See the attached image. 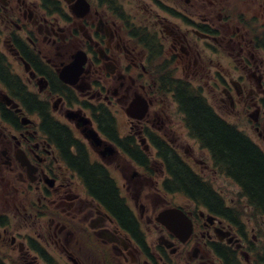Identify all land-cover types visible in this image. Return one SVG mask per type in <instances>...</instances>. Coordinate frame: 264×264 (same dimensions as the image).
Instances as JSON below:
<instances>
[{
    "label": "flooded vegetation",
    "instance_id": "flooded-vegetation-1",
    "mask_svg": "<svg viewBox=\"0 0 264 264\" xmlns=\"http://www.w3.org/2000/svg\"><path fill=\"white\" fill-rule=\"evenodd\" d=\"M263 20L264 0H0V264H264V223L253 242L175 100L218 90L264 141ZM177 161L217 199L178 189ZM173 207L190 233L156 220Z\"/></svg>",
    "mask_w": 264,
    "mask_h": 264
},
{
    "label": "trees",
    "instance_id": "trees-1",
    "mask_svg": "<svg viewBox=\"0 0 264 264\" xmlns=\"http://www.w3.org/2000/svg\"><path fill=\"white\" fill-rule=\"evenodd\" d=\"M256 41L264 50V31L256 37ZM176 90L179 108L193 137L208 149L214 165L239 186L252 216L264 219V153L235 127L222 121L199 94L189 92L187 87L180 85ZM171 169L175 186L194 200L201 203L202 200L206 202L216 198L210 186L200 182L180 162L177 161ZM87 178L91 189L107 204L114 205L119 214L126 213L105 179L91 169Z\"/></svg>",
    "mask_w": 264,
    "mask_h": 264
},
{
    "label": "rangeland",
    "instance_id": "rangeland-1",
    "mask_svg": "<svg viewBox=\"0 0 264 264\" xmlns=\"http://www.w3.org/2000/svg\"><path fill=\"white\" fill-rule=\"evenodd\" d=\"M256 12H257L256 7H254V6H247L245 4L242 5V4H239V3L236 5V8L234 10V14L235 15H239V14H243V15L248 14V15H251V14H255ZM262 24H263L262 30L264 31V20L262 21ZM262 30H260V31H262ZM199 85L200 86H203L201 83ZM202 92H203V94L205 96V99L215 109V111L218 114L224 115V117L230 123H233L234 125H236V127H238V129L240 131H242L246 136L250 137L254 141V143H256L264 151V141H261L258 138L257 133L254 130L253 123L248 121V119L246 118L247 117L246 115H239L237 113H231V112H229L230 107H229L228 104L225 105L224 107L220 106L219 105V98L217 96L219 94L218 93L219 92L218 90H217V92H214V91H211L208 88H204V89H202ZM183 134L185 135V133H183ZM186 146H187V144H183V146H182L183 151L186 148ZM192 146H193V143H192ZM199 149H195V150H199ZM201 157H198V158H201ZM223 182L224 181L218 180V181H216V182L213 183L214 184L213 186L217 190L222 189L224 191V193H227L228 195H230L228 197V199H231V198L238 199L239 192H240L239 191V188L236 185H234L233 183L229 184L228 188H225V187H223ZM167 200L169 201V199H166V202L161 207H164V206L167 205ZM186 201H187V199L184 196H181V195H177L176 198L174 199V202L177 203L178 205H185ZM244 203H245V201L243 202V204ZM244 215H247L246 217H244V222L247 224V226H246V230L247 231L246 232H247L248 238L252 240L253 239V236L255 235V238L253 239V242H255L256 240L258 241L260 237H258L257 234L254 233L255 231L254 232L251 231V229L253 228L254 220H252L250 222L248 221L249 216L251 215V211L245 208L244 209ZM261 230H262V232L264 231L262 228H261ZM262 238H264V237H261L260 239H262ZM253 253H255V252H253ZM239 258H241V257L239 256ZM241 261H242L243 264H245L243 262V259L242 258H241Z\"/></svg>",
    "mask_w": 264,
    "mask_h": 264
},
{
    "label": "water",
    "instance_id": "water-1",
    "mask_svg": "<svg viewBox=\"0 0 264 264\" xmlns=\"http://www.w3.org/2000/svg\"><path fill=\"white\" fill-rule=\"evenodd\" d=\"M84 63V59L81 60L79 63H75V68L81 66ZM80 71V70H78ZM61 79L66 82V83H71V80L69 78V74L62 72L60 74ZM142 110V108H140ZM171 219V220H170ZM157 220L164 224L167 228H170V222L173 220V224L177 227H179L180 232L183 233H188L191 230V224L188 220H186L185 216L183 215V213L179 210H175V209H170V210H165L164 212H162L159 217L157 218ZM170 220V221H169ZM178 223V224H177Z\"/></svg>",
    "mask_w": 264,
    "mask_h": 264
}]
</instances>
